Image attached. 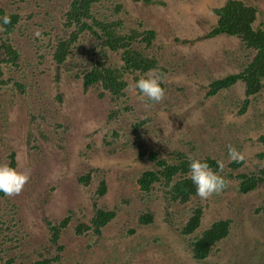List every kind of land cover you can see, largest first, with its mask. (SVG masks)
I'll use <instances>...</instances> for the list:
<instances>
[{"label":"rangeland","instance_id":"rangeland-1","mask_svg":"<svg viewBox=\"0 0 264 264\" xmlns=\"http://www.w3.org/2000/svg\"><path fill=\"white\" fill-rule=\"evenodd\" d=\"M226 1L153 0L146 4L116 0L124 5L125 32L138 27L139 21L156 31L152 52L168 73L164 99L152 103L140 99L129 87L117 102L108 93L101 95L99 86L84 88L76 75L84 67L83 49L76 50V58L71 55L58 69L49 49L42 48L45 57L38 60L37 49L49 40L43 28L47 25L52 35L63 34L61 17L48 18V24L43 18L45 24L40 26L44 12L38 15L37 9L44 8L37 7L36 0H0V6L17 10L20 5L24 15L35 13L23 17L27 30L22 34L16 30L12 37L23 58L24 66L15 77L26 85L24 93L13 86L0 89V163H7L14 151L16 168L31 173L19 195L0 193V215L17 222L24 243L4 259L25 251L23 261L32 264L39 258L35 251L43 250L49 238L45 218L60 220L71 210L72 221L60 239L62 264H264V182L242 193L236 178L264 169V145L258 140L264 133V89L249 100L245 112H240L245 97L242 82L208 96L213 80L241 70L252 56L237 37H204L217 24L213 9ZM242 1L258 9L254 27L260 24L264 28V0ZM36 30L40 37L33 35ZM119 59L111 53L112 64H119ZM118 109L119 115L113 117ZM185 110L190 116L179 122L176 113ZM136 123H144L149 160L131 143V128ZM55 124L60 127L57 134ZM189 142L198 145V157L224 161L228 187L206 200L193 196L187 203L168 201L162 183L156 182L149 194L142 191L137 179L143 170L153 168L154 157L169 158L173 151L188 155ZM229 144L244 154L239 168L228 166ZM90 169L96 172L85 188L78 177ZM103 177L108 190L99 199L100 205L120 210L100 236L86 231L78 234L75 226L89 222L91 197ZM199 205L203 208L200 226L183 237L179 230ZM149 211L153 222L140 223V214ZM221 219L231 221L228 236L206 259H194L189 241ZM56 250L53 247L47 256Z\"/></svg>","mask_w":264,"mask_h":264},{"label":"trees","instance_id":"trees-1","mask_svg":"<svg viewBox=\"0 0 264 264\" xmlns=\"http://www.w3.org/2000/svg\"><path fill=\"white\" fill-rule=\"evenodd\" d=\"M18 1L22 3L26 0ZM134 1L146 4L153 2V0ZM55 3L56 5H54ZM36 4L37 7L44 8L37 9L38 15L44 12V17L43 14L40 16V26L45 24L43 18L46 19L48 24L50 18L61 17L63 31V34L56 32L52 35L45 28L47 25L43 28V32L49 34V40L44 47L37 49L38 60L45 57L42 48L49 49L57 66L56 69H58L60 65L68 62L69 56L74 55L76 58L78 53L75 52L76 50L83 49L85 62L84 60L81 62H84V67L79 68V73L77 72L76 75L81 78L84 88L98 85L102 88L101 95L108 93L112 101L117 102L118 99L126 96V90L131 82L134 83L135 80L148 73L150 69H158L166 77L168 69L159 64L157 56L152 52L157 36L156 31L146 29L143 22L139 21L138 27L130 28L129 31L125 32L123 30L125 24L121 16L124 5L116 2V0H36ZM213 11L217 14V24L206 35L204 34V37H213L219 34L236 36L247 49L251 52L253 50L254 54L239 72L213 80L209 84L208 96H214L221 91L229 90L234 84L241 81L245 87V97L240 112H245L249 100L257 97L264 89V28L260 24L254 27L258 9L242 0H227L223 6L214 8ZM5 13L10 16L11 23L0 26V89L4 86L7 88L13 86L23 94L26 85L16 79L15 75H19V70L23 68L24 63L19 48L12 37L16 30H19L20 34L27 30L28 25L22 24L23 17L30 18L35 13L30 11L29 14L24 15L25 11L21 9L20 5L17 10L7 5L0 6V16ZM110 52H115L120 56L118 65L110 63ZM58 99H61V97H58ZM187 99L188 97H185V100ZM195 108L196 105L194 104L192 109ZM119 113V109L114 110L112 112L113 117L119 115ZM187 116H190L188 110L176 113L179 122H185ZM142 124H134L130 134L132 145L135 144L141 148L143 151L140 152V155L145 157L150 148L145 145L144 135L146 129L142 128ZM53 126L57 134L59 124ZM258 140L264 145V133L258 136ZM189 145L188 155L181 151H173L169 158H163L157 162L158 169L142 171L137 179L141 190L149 194L157 182L162 183L163 187L167 189L168 201L187 203L193 196H196L195 187L186 176L188 157L192 156L207 160L213 169L216 168L215 161L218 159L211 156L198 157V145H195V142H189ZM151 153L154 156L158 154L156 151ZM7 160V164L16 168L17 160L14 151L10 152ZM242 164L243 161L239 163L229 162L228 166L239 168ZM95 172L96 170L90 169L88 172L79 175V183L84 185L85 188L91 185L92 175ZM221 175L227 176L224 172ZM236 178L239 180V191L248 193L264 182V169L255 173H241ZM107 190L108 184L103 177L99 182L98 189L91 197L92 214L89 222L82 221L75 226L78 234H83L86 231L93 233L95 237L100 236L103 228L116 217L120 208L109 209L99 203V199L106 194ZM68 212L70 214L65 215L60 220L45 218L49 238L43 246V250L35 251L39 258L34 260L32 264H62L61 252L64 246L60 244V239L63 229L72 221V211L69 210ZM202 215V206L195 207L179 230L180 235L185 237L195 232L200 226ZM138 219L140 223H152L153 214L150 211L141 213ZM16 223L6 220L0 215V263L25 264L23 261L24 253L27 254L25 251L19 254L15 253L4 259V256L9 252L16 250L18 247L20 248L24 244L22 243L23 238H19ZM230 228L231 221L221 219L213 222L200 235L193 237L188 243L192 257L200 261L206 259L218 243L228 236ZM53 247L57 249L55 254L47 256L51 253ZM73 264L84 263L76 261Z\"/></svg>","mask_w":264,"mask_h":264},{"label":"clouds","instance_id":"clouds-1","mask_svg":"<svg viewBox=\"0 0 264 264\" xmlns=\"http://www.w3.org/2000/svg\"><path fill=\"white\" fill-rule=\"evenodd\" d=\"M9 23H11V19L7 13L0 16V26L8 25ZM33 35L40 37L41 32L36 30ZM245 49L247 48L245 47ZM111 53L114 52H110V57ZM253 54L254 52L252 50V55ZM112 65L118 64L114 63ZM239 71L240 70L236 72ZM164 79V74L160 73L158 69H150L148 73L135 80L133 84H130L129 88L138 92L139 98L146 102L160 103L164 99L166 92V89L162 86ZM238 82L241 83V81ZM227 155L229 162L239 163L244 159L243 152L237 150L231 144L227 146ZM145 157L147 158V156ZM154 161L153 168L150 170L158 169L157 162L160 161V159H157L156 157L154 158ZM215 163L216 168L213 169L207 160L194 158L192 156L188 157V172L186 173V176L195 187V195L202 200H206L214 194L219 195L228 187L229 180L226 176L221 175L225 167L224 161L216 160ZM30 175V169L21 171L7 163H0V193H3L6 197L19 195L30 179Z\"/></svg>","mask_w":264,"mask_h":264},{"label":"bare ground","instance_id":"bare-ground-1","mask_svg":"<svg viewBox=\"0 0 264 264\" xmlns=\"http://www.w3.org/2000/svg\"><path fill=\"white\" fill-rule=\"evenodd\" d=\"M58 128H60V127H58Z\"/></svg>","mask_w":264,"mask_h":264}]
</instances>
